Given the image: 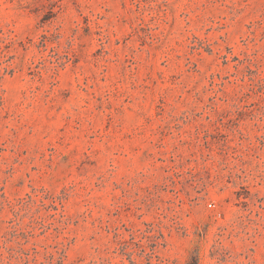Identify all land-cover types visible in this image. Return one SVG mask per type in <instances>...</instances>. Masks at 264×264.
Masks as SVG:
<instances>
[{
	"label": "rangeland",
	"instance_id": "obj_1",
	"mask_svg": "<svg viewBox=\"0 0 264 264\" xmlns=\"http://www.w3.org/2000/svg\"><path fill=\"white\" fill-rule=\"evenodd\" d=\"M0 264H264V0H0Z\"/></svg>",
	"mask_w": 264,
	"mask_h": 264
},
{
	"label": "built area",
	"instance_id": "obj_2",
	"mask_svg": "<svg viewBox=\"0 0 264 264\" xmlns=\"http://www.w3.org/2000/svg\"><path fill=\"white\" fill-rule=\"evenodd\" d=\"M209 206H210V207H212V205H211V204H210Z\"/></svg>",
	"mask_w": 264,
	"mask_h": 264
}]
</instances>
